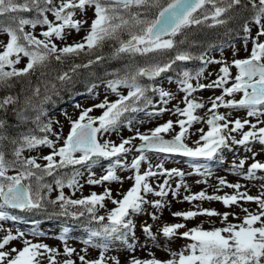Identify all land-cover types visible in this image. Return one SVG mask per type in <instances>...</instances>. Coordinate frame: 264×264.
I'll return each mask as SVG.
<instances>
[{
    "label": "snow or ice",
    "instance_id": "obj_1",
    "mask_svg": "<svg viewBox=\"0 0 264 264\" xmlns=\"http://www.w3.org/2000/svg\"><path fill=\"white\" fill-rule=\"evenodd\" d=\"M212 6V11L205 12L204 19L211 18L214 25H224L227 19H221L226 13H230L237 7H248L250 5L252 16L251 23L258 26L256 38L253 39V47L248 58L236 59L232 61V67L236 68L237 75L230 87H226L230 79L229 65L222 60L210 59L206 54L193 56L187 51H177L174 59L169 63L155 64L149 67L138 68L134 73H126L122 77L107 82V87L116 93L118 99L109 102L107 98L94 108L102 109V114L98 117L89 115L93 108H87L81 111L79 117L75 120L69 117L70 130L66 138L63 139V145L56 146V141L61 139L59 132H54L53 125L59 121L51 119L47 122L42 121L41 117L45 115L44 109L37 107L33 103L32 96H25L23 102L20 101L19 94H11L10 90L14 87V79L19 77H27L34 74L37 69L47 66L51 58L63 62L64 58L69 56H79L81 53L86 55L95 54L96 50L103 47L108 40L118 39V33L130 26L138 27L139 32H129L130 39L120 41L119 47L114 49L113 56L119 57L122 53H148L157 50H169L174 47V40L161 39L163 36L175 37L182 30L192 24H200L202 21L196 18L193 13L199 9H204L206 5ZM135 8H160L158 15L152 20L141 19L140 13H131L130 9ZM88 9L93 10L94 19L87 30L86 35L81 42L57 47L53 42L55 40L63 41L69 30L80 31L81 27L87 23L85 19H76L77 13L82 16ZM31 12L33 15L26 18L20 13ZM128 12L130 19H125L123 13ZM15 14V15H9ZM53 17L52 20L48 15ZM0 16H6L9 23L5 25L0 22V33L7 35V42L0 41V90H9L7 94L0 96V113L6 114L11 108L18 125H23L31 121L36 125V130L44 133L43 136L35 135V130H29L27 133H20L16 137H9L6 132L8 126L4 116H0V148L4 142L12 144L13 160H7L6 154L0 150V221L18 220L16 216H9L6 209H19L20 211L39 210L44 207L43 201L45 197L41 194V189L47 188L52 191L51 185L40 184L33 191L31 185H24L22 180L36 176L37 182L42 179L43 175L53 176L54 172L59 169L73 168V173L65 181L64 178H56L55 184L57 188L65 186L74 188L78 186V177L82 175L76 166L89 170L87 183L90 185H99L104 182H119L121 178L116 174L117 169L130 168L134 170L133 184L126 193L122 194V199L116 200L112 198L110 189H105L102 194L93 192L88 197L82 199H68L61 192L55 200L49 201L52 205L59 203L61 208L60 215H71L73 217L88 214L92 221L99 223L104 221V216H97L99 208H104V201L110 200L116 205L107 215V223L101 225L98 229H90L87 239L82 243L88 247L99 249L98 258L87 260L84 255L76 253V249L67 246V233L60 237L65 242L63 252H59L56 248H51L45 244L32 243V241L24 239L26 233L16 232L13 234L7 231L0 238V264H41V258L47 257L48 264H57L56 256L63 255L66 257L62 264H76L72 259L74 254L78 255L80 264H120V260L116 257L106 258V253L116 243L120 242L127 246L128 250L134 251L135 245L128 242V235L133 233L134 223L132 216L138 215L144 211L143 206L151 204L153 208L161 209L165 207L162 200L150 201L146 199L148 194L156 197H166L169 192L167 190L168 180L159 184V190H155L148 182L149 177L158 175L152 171V165L149 164L147 170L140 173L142 162L146 161L145 151L163 152L179 154L190 159L203 158L204 160L218 159L223 163L222 150L232 151V145L241 146L245 152H252L251 145L259 143L264 147V127H258L264 123L259 117L264 116V42H259V37H264V0H170L166 7L160 6V0H0ZM231 15L228 19H231ZM36 29L37 27L46 30L40 32V37L33 34L32 31H25V28ZM251 29L248 22L243 25L245 39ZM184 43V41H180ZM235 55V52L233 53ZM22 58L27 59V63L23 68H17ZM104 59L103 56H97L96 61L89 60L88 64H74L72 71L79 67H88L90 64ZM199 59L202 65L221 64L217 78L210 83H197L193 86L190 81L199 80L204 69L201 68L195 75L188 71L180 73L178 80L179 90L185 95L182 102L185 107L175 108V113L184 119L178 120L176 123L179 131L171 140H165L160 135L166 133L173 128V122L168 121L163 125L156 127L150 131V134H141L137 131L135 137L122 139L117 145L111 141L105 140L99 142V135L119 132L120 127L127 122L131 127L133 118L127 116L130 113L144 112L148 116L159 115L166 109L160 108L156 112L146 111L153 104L152 99L147 95L149 90L157 92L163 103L167 104L172 99V93L155 88L149 85H143L139 82L140 77L154 79L162 73L169 71L172 64L176 61H190ZM10 69V70H6ZM209 75H212L209 73ZM59 81L66 82L71 79L67 72L57 77ZM128 89L127 95L118 93L119 87ZM55 87V86H54ZM95 87V86H93ZM221 89V95L209 97L211 107L208 108L205 116L195 114L197 109L205 107L204 103L199 102L193 97V93L203 89ZM91 92L92 89L89 88ZM242 93L239 100L234 98L225 99L226 97H234V94ZM33 96L39 95V89H35ZM51 98L44 97L47 102ZM19 105V106H18ZM77 107H79L77 105ZM219 108L233 109L239 108L246 110L247 117L257 118V123H250L249 119H230L229 113L221 114L217 111ZM29 110L36 113L34 116L28 115ZM67 117V113H64ZM204 120L208 126V131L201 132L200 139L196 141L195 149L189 148L185 144L186 136L189 129L194 123ZM247 131H244L245 127ZM48 133L53 134L56 140L48 138ZM232 133H238L239 139ZM133 139H138L140 145L135 151L140 155L134 158L130 165L122 162L123 154L128 153L131 149L126 147L130 145ZM201 141L203 143L201 144ZM40 146L51 149L50 154L43 156L42 159L46 164L42 166L36 162L35 158H22V152L33 150ZM78 154V155H77ZM256 153H252L255 159ZM59 158L58 160L56 158ZM113 158H116L113 160ZM101 160L110 161V165L105 169V174L98 179H94V173L91 172L93 166ZM245 159L234 161L231 169L234 175L241 176L246 180L264 179V176L258 177L257 173H264V163L253 162L248 166L246 172L240 171L244 168ZM19 164L18 174L15 176L7 175V172ZM161 169L159 175L168 177L178 176L181 179L184 173L177 170L163 169L162 164L156 165ZM32 169L40 170L42 175H37ZM208 173L207 168L204 169ZM201 181H197L200 183ZM220 186L236 189L234 195H207L205 191L192 195H185L184 201L191 203L192 201H219L227 208L237 205L240 200L245 202H254L258 207L257 212H250L247 208H242L246 213L240 224L228 223L224 227L204 230L202 227H194L182 233H178L179 229L185 228V224L176 223L173 225H165L160 229L164 238L171 240L174 237L187 239L191 241L179 253L171 252V259L161 261L154 256L150 259H139L135 256L128 261V264H264V191L258 196L248 195L246 192H240V183L231 184L225 179H219ZM184 187L187 191V185L177 184L176 189L172 191L173 197L177 195V190ZM264 189V185H261ZM80 206L83 211L79 213L69 212V207ZM174 217H182L188 221L197 216L214 217L219 216L221 223L228 220L229 215L236 217L235 213H219L212 209H200L198 211H186L172 213ZM153 220L157 217L153 214ZM259 226L257 227L256 225ZM144 234L152 240L155 236L151 231L150 225L142 228ZM32 235H38L33 232ZM99 239V243H95V239ZM16 240H22V247L7 248V246ZM87 252V248L81 249ZM187 253V254H185ZM178 257V259H177Z\"/></svg>",
    "mask_w": 264,
    "mask_h": 264
},
{
    "label": "rangeland",
    "instance_id": "obj_2",
    "mask_svg": "<svg viewBox=\"0 0 264 264\" xmlns=\"http://www.w3.org/2000/svg\"><path fill=\"white\" fill-rule=\"evenodd\" d=\"M22 2V0H19ZM134 8V7H133ZM133 8L130 9V12H133ZM11 15V14H9ZM21 15V14H20ZM48 18L50 20L53 17L49 14ZM76 19H85L87 23L84 24L80 31L77 32L75 30H69L68 34L66 35L63 41L53 39V42L57 44V47H64L65 45H70L73 43L81 42L83 37L86 35L87 30L91 24V21L94 19L93 10L88 9L87 12L82 16L80 13H77ZM145 19V18H141ZM249 28L251 29L250 33L248 34V39L246 40L243 38L241 41L236 42L225 49L215 50L213 52L208 53L206 56L210 59L214 60H222L227 62L229 65L230 71V79L229 83L225 85L226 87H230L231 84L234 82V78L237 75V69L232 67V61L236 59H245L248 58L252 47H253V39L256 38V33L258 31V26L253 23H248ZM46 29L37 27L36 29H30L26 26L25 31H32L33 34L37 35L38 38L40 37V32ZM7 35L4 33H0V41L4 43L7 42ZM161 39H167L163 37ZM259 42H264V37H259ZM2 51V48H0ZM158 51V50H157ZM235 52V55L233 54ZM72 57V56H71ZM27 63L26 58H22L21 62L16 65L17 68H23ZM221 64H207L205 70L203 71L202 76L199 80H192L190 83L195 86L197 83L207 84L210 83L212 80L217 78L219 74V68ZM10 70V69H6ZM136 70H133L134 73ZM211 73L212 75H209ZM125 74L123 72H116L112 76L104 78L98 82H94L95 87L92 88L91 92L86 94H80L76 98H74L71 102L64 107L52 111L50 113V119L53 121H59L58 124L53 125L54 132H59L61 135V139L56 141V146L60 147L63 145V139L67 137L68 132L70 130V123L69 117L73 120L77 119L84 109L93 108V111L89 113L92 117H98L102 114V109L94 108L93 106L99 104L108 99L109 102H114L118 99L116 93H113L108 87L107 82L110 80H114L118 77H122ZM147 85H153L155 88H162L165 91L172 93L173 98L169 99L167 104L163 103L160 99V96H155L152 101L153 104L147 108L146 111L148 112H156L160 108L166 109L163 113L159 115L148 116L144 112L140 113H130L126 114L127 116L133 118L131 127L127 125V122L120 127L119 132L107 133L99 135V142L103 143L105 140L111 141L112 143L119 144L122 139H129L135 137L137 131L141 134H150L152 129L163 125L168 121L173 122V128L170 129L166 133H161L160 135L163 137H174V135L179 131V127L177 125V121L180 119H184V117L179 116L175 113V108L178 106L181 109L185 107V104L182 102L184 93L179 90V84L173 80H167L161 78L153 82L150 80ZM118 93L120 95H127L128 89L121 86L118 88ZM150 97L151 94L147 93ZM221 95V89H203L198 90L193 93V97L202 100L205 104L203 109H197L195 114H205L207 113L208 108L211 107V102L209 97H215ZM242 96V93L234 94V97H226L225 99H236L239 100ZM77 105L79 107H77ZM217 111L221 114L229 113L230 119H249L250 123H257V118L255 117H247L246 110L233 108V109H225L219 108ZM67 113V117L64 115ZM260 120H264V116L259 117ZM258 127H264V123L258 125ZM199 129H203L204 132L208 131V126L204 120L199 123H194L192 127L189 129V134L186 136L185 144L190 148H196L198 145L196 141L200 139L201 132L198 131ZM248 127L246 126L244 131H247ZM45 135L44 133L41 135ZM48 138L52 140H56V137L48 133ZM233 136H236L239 139L238 133H232ZM140 141L138 139H133L130 145H126V147L130 148L131 150L123 154L121 160L124 164L130 165L132 160L140 155V153L135 151L136 144ZM203 141H201V144ZM259 143H253L251 145L252 152H245L244 148L237 145H232V151L227 149L222 150L223 156V163L219 162L218 159L209 160H197V159H190L185 158L182 156H174L172 154L166 155L161 153H154V152H144L143 154L146 156V161L141 163L140 166V173L143 174L145 170L148 169L149 164L152 165V171L157 172L158 175L149 177L148 182L149 184L155 189L159 190L158 185L164 183L165 180H168L167 190L169 194L166 197H156L152 194H148L146 199L150 201L154 200H162L164 202L165 207L161 209L153 208L151 204H146L143 206L144 211H142L138 215H133V223H134V236L133 233L128 235V242L133 243L135 245L134 251L128 250L127 246L116 242L110 250L105 254L106 258L108 257H116L120 260V264H128V261L135 256L139 259H150L153 256L156 259L161 261H166L171 259V252L179 253L185 246L190 243L191 241L187 239L179 238V236L174 237L171 240H168L163 237L160 229H162L165 225H173L176 223H183L185 224V228L179 229L178 233H182L188 229L194 227H202L204 230H211L213 228H220L226 226V224H240L242 222L243 217L246 215L245 212L242 211V208H247L250 212H257L258 207L254 202H245L240 200L237 205H232L230 207H225L222 202L219 201H192L191 203L184 201L183 197L185 195H192L199 193L200 191H205L207 195H234L236 194V189L228 188L226 186L219 185V179L223 178L228 183L235 184L240 183L241 188L239 189L240 192H246L248 195L251 196H258L261 191L264 189L261 188V185H264V179H255V180H246L241 178V176L234 175L231 169V165L234 161L238 162L239 159H245L246 163L244 168L240 171L246 172L249 165L253 162H261L264 163V147L261 145L256 146ZM51 149L40 146L33 150L25 149L22 152V158H35L38 164L44 166L46 161L42 159L43 156L50 154ZM256 153L255 159L252 158V153ZM78 155V154H77ZM59 159L58 157L56 158ZM116 158H113L115 160ZM162 164L163 169L171 170L177 169L184 173L183 178L178 176H171L168 177L166 175H159L161 169L157 168L156 165ZM110 165V161L108 160H101L98 164L92 167L91 172L94 173V179H98L100 176L105 174V169H107ZM207 168L209 170L208 173L204 172V169ZM19 167H15L7 172L9 176H15L18 174ZM72 173H73V168ZM76 170H79L82 175L78 177V186L74 188H69L67 186L63 188L55 189V185H51L52 191L49 192L50 198L55 200L57 196L62 192L64 196L68 199L76 200L88 197L93 192L97 194H102L105 189H110L112 193V198L116 200L122 199V194L126 193L128 189L133 184L132 177L134 176V170L127 168V169H117L116 174L121 178L119 182H104L99 185H90L87 183L89 170L82 168L81 166H76ZM60 172H63L62 178L67 180L70 174V168L61 169ZM258 177L264 176V173L258 172ZM197 181H201L197 183ZM22 184H26V180L21 181ZM187 185V191L182 186L177 190V195L173 197L172 191L176 189V185ZM45 190L47 188H44ZM48 191V189H47ZM104 208H99L97 211V216H104L105 220L101 221V223H107V215L108 213L116 207V205L112 204L110 200L104 201ZM200 209H212L219 213H235L236 217L233 218V215L228 216V220L224 223H221V218L219 216L214 217H207V216H197L191 220L185 221L182 217H174L172 213L175 212H186V211H198ZM155 215L157 219L153 220L151 217ZM145 225L151 226V231L155 236V240L150 239L147 237L142 228ZM34 226V225H32ZM257 227L259 226L256 225ZM35 227V226H34ZM7 231L13 232H24L26 233L24 239L32 241V243L37 244H45L51 248H56L59 252H63V248L65 246V242L60 239L63 236V233H60L57 229H47L44 228L40 229H31L26 222L18 221V220H5L0 221V238H2ZM35 232L38 235H32ZM87 239L85 232L78 231V232H70L66 237V244L69 247L76 249V253L79 255H84L87 260H93L98 258L99 249L92 248L84 245L82 241ZM95 243H99V239L94 240ZM17 248L20 249L22 247V240L12 241L5 250L9 248ZM87 248V252H82L81 249ZM74 254L72 259L76 262V264H80L78 259V255ZM187 254V253H185ZM66 257L63 255L56 256L57 264H62L63 260ZM178 259V257H177ZM41 264H48L47 257L41 258ZM111 264V261H109Z\"/></svg>",
    "mask_w": 264,
    "mask_h": 264
},
{
    "label": "trees",
    "instance_id": "obj_3",
    "mask_svg": "<svg viewBox=\"0 0 264 264\" xmlns=\"http://www.w3.org/2000/svg\"><path fill=\"white\" fill-rule=\"evenodd\" d=\"M170 0H160V6L163 7ZM244 4H247V0H244ZM210 5V4H209ZM208 5V6H209ZM210 8L206 10L210 12ZM160 8H133L131 13H140L139 18H146L152 20L155 18ZM204 9H201L195 17L200 19L202 23L192 24L182 30L180 34L175 37H170L174 40V47L169 50H158L148 53H122L119 57H114V49L119 47L120 41H127L130 39L129 32H139V28L130 26L121 30L118 33V39L108 40L104 43L103 47L96 50L93 55H86L81 53L79 56H69L64 58L63 62L57 61L51 58L47 66L44 68L37 69V71L27 77L15 78L13 83L14 87L10 90L11 94H19L21 103L25 96H32L33 103L39 109H44L45 115L41 117L42 121L47 122L49 120L50 113L60 106L64 105L65 102L71 101L72 97L83 92L89 88L93 82H97L109 76H112L116 72L132 73L133 70L138 68L149 67L155 64L163 65L172 61L177 54V51H187L194 57L204 54L212 48L228 45L241 36L244 35L243 25L251 19L252 11L250 5L248 7H237L230 13H226L221 19H227L228 22L224 25H214L211 18L204 19ZM15 15V14H11ZM24 16L30 18L33 13H23ZM125 19H130L129 13H123ZM231 15V19L228 16ZM0 22L5 25L9 23L6 16H0ZM208 31L215 32L210 35ZM184 41V43H180ZM97 56H103L104 59L99 60L95 63L90 64L88 67H79L74 72L71 70L74 64H88L89 60L96 61ZM199 59H193L190 61L182 62L176 61L172 64V68L167 71L169 78L177 77V74L182 71H188L191 73L197 72L201 68ZM67 72L71 79L66 82H61L57 79L59 75ZM165 76V75H164ZM142 83V80H141ZM55 86V87H54ZM47 88V89H46ZM35 89H39V95L33 96ZM9 90H0V96L7 94ZM49 96L51 99L47 102L44 101V97ZM19 106V105H18ZM28 115L34 116L36 113L29 110ZM0 116L4 114L0 113ZM4 118L7 120L6 132L9 137H16L20 133H27L29 130H35V135L41 136L43 133L36 130V125L29 121L26 124L18 125L11 108ZM14 132V133H13ZM14 146L7 141L0 150H3L6 154L7 160H13L15 157L12 155V148ZM19 167V164L16 165ZM61 169L54 172L53 176L43 175L42 179L37 182L36 176L30 177L26 180L27 185H31L33 191H35L40 184H55L56 178H62L63 172ZM37 175H42L40 170L32 169ZM41 194L45 197L43 201L44 207L37 210L42 213L41 218H50L52 220L62 221V217L59 216L61 208L59 203L52 205L49 203L52 199L50 198L49 191L44 188L41 189ZM83 211L80 206L69 207V212L79 213ZM88 214L79 216L73 219H86Z\"/></svg>",
    "mask_w": 264,
    "mask_h": 264
},
{
    "label": "bare ground",
    "instance_id": "obj_4",
    "mask_svg": "<svg viewBox=\"0 0 264 264\" xmlns=\"http://www.w3.org/2000/svg\"><path fill=\"white\" fill-rule=\"evenodd\" d=\"M209 7H211V8H210V12H211V11H212V6H211V5H209V6L206 5V6H205V11H204V12H206V10H208ZM210 12H209V13H210ZM208 32L210 33V35H213V34L215 33V32H213V31H208ZM46 89H47V88H46ZM13 133H14V132H13ZM256 146H259V144H256Z\"/></svg>",
    "mask_w": 264,
    "mask_h": 264
},
{
    "label": "water",
    "instance_id": "obj_5",
    "mask_svg": "<svg viewBox=\"0 0 264 264\" xmlns=\"http://www.w3.org/2000/svg\"><path fill=\"white\" fill-rule=\"evenodd\" d=\"M165 140H166V139H165ZM139 145H140V144H139ZM139 145H138V146H139Z\"/></svg>",
    "mask_w": 264,
    "mask_h": 264
}]
</instances>
